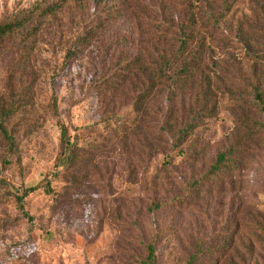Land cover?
Returning <instances> with one entry per match:
<instances>
[{"label":"rangeland","instance_id":"1","mask_svg":"<svg viewBox=\"0 0 264 264\" xmlns=\"http://www.w3.org/2000/svg\"><path fill=\"white\" fill-rule=\"evenodd\" d=\"M41 1L0 0V21ZM63 1L64 13L48 22L31 56V67L39 75L34 102L14 121L20 164L15 158L12 167L3 171L4 145L0 144V179L9 185L0 183V221L19 215L15 198L24 188L42 186L25 199L26 210L34 217L32 233L25 221L0 227V264H142L144 245L156 234L161 235L158 264H188L199 246L211 255L201 264H264V135L244 154L233 174L204 181L235 132L236 104L221 95L217 117L197 129L181 154L179 150L172 155L173 166L168 169L166 155L150 150L152 119L135 127L131 84L106 97L92 87L124 59L122 51L134 56L149 48L160 22L169 25L182 17L183 0H89L84 10L75 7V0H45L47 4ZM233 3L234 18L226 23L236 27L250 12L252 0ZM110 9L116 11L107 19ZM81 18L89 26L97 19L102 25L86 52L54 82ZM235 48L216 51L215 71L230 73L231 67L238 68L234 59L240 61L242 56ZM5 55L0 58V92L10 71L19 74L18 69L8 70L17 55ZM21 77L23 82L18 81L24 85L28 75ZM54 96L60 119L82 129L77 139L92 160L83 172L87 180L78 186L55 174L61 132L51 111ZM165 104L157 99L154 108ZM112 110L119 111L131 129L127 145L116 139L122 133L109 134L98 124ZM70 135L75 138L74 131ZM197 179H202L201 186L191 191ZM49 182L53 191L46 188ZM177 196L186 199L172 207ZM162 204L166 206L158 210Z\"/></svg>","mask_w":264,"mask_h":264},{"label":"trees","instance_id":"2","mask_svg":"<svg viewBox=\"0 0 264 264\" xmlns=\"http://www.w3.org/2000/svg\"><path fill=\"white\" fill-rule=\"evenodd\" d=\"M88 1L75 0V7L84 10ZM233 1L183 0L182 17L175 18L169 25L160 22L161 25L155 29L157 31L153 32L149 48L140 49L134 56L122 51L124 59L92 82V87L99 89L96 91L99 96L102 94L104 97L110 92H122L131 84L135 93L132 100V108L137 115L135 127L147 118L152 119L148 124L151 126L149 134L154 139L150 150L166 155L165 166L168 169L173 166L172 155L195 135L206 120L217 117L220 96L227 95L236 104V129L227 149L219 153L205 174V183L224 180L233 174L239 168L244 154L252 150L264 135V0H252L250 12L237 21L236 27L226 23L228 18H234L236 5ZM64 6V1L47 4L43 0L28 10L0 21V53L4 51L0 58L6 57L7 53H15L18 58L8 70L15 68L19 71V74L17 71L9 72L0 92L3 171L12 167L15 158L20 164V147L16 140L14 121L34 102L33 90L39 75H35L30 60L37 45V37L51 19L64 13ZM115 11L116 9L107 11V19ZM99 19L92 23L96 22L95 26H89L83 21L84 18L80 19L78 32L63 53V60L58 66L60 73L53 76L54 82L61 78L76 58L86 52L97 33L96 29L102 25L98 24ZM102 20L104 19L101 22ZM233 46L242 56L240 61L234 59L238 68L231 67L230 73L215 71L216 51L222 49L227 52ZM244 65L246 71L243 70ZM29 70L33 74L27 73ZM21 75H28V81H24V85L18 81H22ZM219 75L223 77L220 78ZM225 77L231 78L225 81ZM157 99L166 103L163 108H154V101ZM51 111L61 132L55 174L78 186L87 180L83 172L92 163L77 139L78 132L82 129H73L60 119L56 96L53 97ZM121 118L123 117L119 111L112 110L109 116L103 115L98 124L103 125L109 134L122 133L116 139L127 145L131 129H127ZM71 131H74L77 140L70 135ZM181 152L180 150L178 154ZM193 156L196 157L197 153ZM0 183L5 187L9 186L4 179H0ZM201 183L202 179L193 181L190 190H197ZM46 188L53 191L50 182ZM40 189L41 185L24 188L22 195L15 198L19 215L0 221V227L25 221L29 225V233H32L34 217L26 210L25 199ZM185 199L177 196L171 206L183 204ZM165 206L162 204L157 209ZM160 238L161 235L156 234L144 245L146 256L142 264H158L157 246ZM209 256V249L199 246L190 255L188 264H201L209 260Z\"/></svg>","mask_w":264,"mask_h":264}]
</instances>
